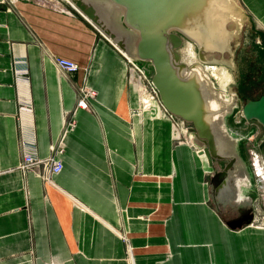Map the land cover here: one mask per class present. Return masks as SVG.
Masks as SVG:
<instances>
[{
    "label": "crops",
    "instance_id": "obj_1",
    "mask_svg": "<svg viewBox=\"0 0 264 264\" xmlns=\"http://www.w3.org/2000/svg\"><path fill=\"white\" fill-rule=\"evenodd\" d=\"M238 2L264 38V0ZM183 42L181 63L200 64L198 47ZM187 43L196 47L194 61L183 57ZM233 53L209 57L230 65L212 66L228 70L226 88L203 65L227 94L238 81ZM50 55L79 71L62 74ZM126 58L67 0H0V264H129L123 236L134 264H264V229L233 230L237 207L213 198L211 179L225 163L211 166L198 151L204 147L192 124L178 118L186 124L181 134L157 109L138 114L139 75ZM15 62L28 78H16ZM137 63L152 79L153 68ZM84 86L97 92L90 111L77 108ZM20 100L33 105L26 119L35 124L41 159L77 120L52 183L41 169H20ZM237 113L228 129L264 162L263 132L246 131L255 122ZM251 180L256 199L261 187ZM253 208L264 215L263 203Z\"/></svg>",
    "mask_w": 264,
    "mask_h": 264
},
{
    "label": "water",
    "instance_id": "obj_2",
    "mask_svg": "<svg viewBox=\"0 0 264 264\" xmlns=\"http://www.w3.org/2000/svg\"><path fill=\"white\" fill-rule=\"evenodd\" d=\"M116 48L133 62L148 63L152 84L163 106L174 117L190 123L207 144L202 154L211 166L225 163L211 179L218 205L237 207L239 216L228 222L233 230L254 221L253 174L241 151L245 136H236L227 120L237 115L257 123L264 137V96L243 104L237 92L216 88L203 65H230L210 56L234 55V41L249 18L238 0H67ZM183 38L198 47L200 64L181 63ZM247 189L246 195H242ZM216 194V196H214Z\"/></svg>",
    "mask_w": 264,
    "mask_h": 264
},
{
    "label": "built area",
    "instance_id": "obj_3",
    "mask_svg": "<svg viewBox=\"0 0 264 264\" xmlns=\"http://www.w3.org/2000/svg\"><path fill=\"white\" fill-rule=\"evenodd\" d=\"M57 69L62 74L75 75L80 67L70 61L60 57L50 55ZM129 70L131 73H138L139 75V84L143 85V92L140 91V99L141 106L138 109V114H143L144 111H141L144 107H150L151 104H157L158 107L163 110V113L168 116L172 121L174 128L177 130L179 126L183 127L182 131L185 129L184 122H181L177 117L171 115L168 110L163 106L158 91L154 88L152 84V79L147 75L145 70L136 62L131 61L126 58ZM25 64V62H22ZM17 62H15V65ZM214 68V67H210ZM14 71L16 74V78L19 80L20 78H28L29 69L14 67ZM78 100H77V108L90 111L91 110V102L97 98V92L84 86L78 88ZM154 106V105H153ZM149 111V109H146ZM145 110V111H146ZM33 105L31 101L26 100L23 102L20 100L19 112L16 118V124L19 134V147L21 152V164L20 169L27 172L31 171L35 168L41 169L42 177L46 182L52 183L53 175L60 174L64 169L63 164V155L65 154L66 143L65 139L68 134L73 132L77 127V120L73 117L69 122H67L62 138L59 142L52 144L50 147L51 155L46 159H41L37 152V137L34 122H27L26 117L28 115H32ZM182 134V132H181ZM199 152L203 151L202 149L198 150ZM253 171L256 177L261 178L264 181V162L262 165H259L258 157L253 156ZM254 213V221L250 224L251 227L264 229V215L256 216V208H253ZM257 217V218H256ZM124 241L128 246L127 251V260L129 264H134L133 251L129 245V238L127 236H123Z\"/></svg>",
    "mask_w": 264,
    "mask_h": 264
},
{
    "label": "rangeland",
    "instance_id": "obj_4",
    "mask_svg": "<svg viewBox=\"0 0 264 264\" xmlns=\"http://www.w3.org/2000/svg\"><path fill=\"white\" fill-rule=\"evenodd\" d=\"M254 42L255 44H258L259 47H261V49L264 50V38L262 36H260V33L259 31L256 29V27L254 26V23L253 21L251 20V18H245L244 21H243V25H242V30L240 32V34L238 35V37L235 39L233 45H234V50H236V56H235V61L236 63H238V69L236 68V74H237V70H239V68L241 69L242 68V63H241V55L243 54H252V56H250V60L253 59L254 57V54H255V58H254V61L251 63L252 65L250 66H256V60L258 59L257 58V54H258V47H255L254 45ZM252 43V45H251ZM196 47L187 43L186 46L183 48V57L186 61H194L195 58H196ZM259 57H261V62H262V69H263V66H264V53H261L260 55L258 54ZM260 59V58H259ZM215 67V66H214ZM212 70V74H214L212 68H210ZM217 72L224 78V82L223 83H219V85H221L222 88H226L227 86H229L228 84V70L225 68V67H222V68H219L217 67ZM233 75V74H232ZM217 78V77H216ZM263 78V77H262ZM260 82V81H259ZM236 84V82H235ZM260 87V89H258ZM225 90V89H224ZM256 91V94H252V95H249V96H252V97H249V98H256V100H259L260 97L264 94V84L262 82V84H259L255 87V90L254 92ZM260 96V97H259ZM253 101V100H251ZM251 101H246V103L248 102H251ZM183 122V121H181ZM186 123V122H185ZM184 123V124H185ZM189 124V123H187ZM186 125V124H185ZM184 125V127L186 128V126ZM182 129L183 127L179 126V128L177 129L180 133L182 132ZM241 134L244 133V131L242 130V128H240L238 130ZM246 131L248 132H254V133H258L259 131L262 132V129L259 127V125H257L256 123H251L249 128L246 129ZM202 143V147H207L208 145L205 144L203 141H201ZM241 151H242V154L248 158L249 162H248V165L251 169V172L253 173V176H254V179L256 181V184H258L260 187H261V192L258 193V196L256 199L252 198V201H253V204L252 206L255 207L256 205H259V204H264V181H262L261 178H258L255 176L254 174V171H253V156H257L258 157V162H259V165H262L263 164V161L261 158H259V155L255 152V154L252 153V156L248 155V152H247V149L246 148V145L245 143L243 142L242 143V146H241ZM65 152H66V149H65ZM247 162V161H246ZM260 194V196H259ZM255 203V204H254ZM255 205V206H254Z\"/></svg>",
    "mask_w": 264,
    "mask_h": 264
},
{
    "label": "flooded vegetation",
    "instance_id": "obj_5",
    "mask_svg": "<svg viewBox=\"0 0 264 264\" xmlns=\"http://www.w3.org/2000/svg\"><path fill=\"white\" fill-rule=\"evenodd\" d=\"M252 45V43H251ZM254 45L255 47H258V54L260 55V53L263 51V49H261V47H259L258 44H255L254 42ZM257 54V62H256V66H250L252 65L251 63L254 61V58H255V54H254V58L253 59H249L250 56H252V54L248 55V54H242L240 57H241V63H242V68L239 70H237V76H238V81H237V84L235 86V89H236V92L240 91V89L243 87V88H247L248 86L252 85V84H257L259 83L260 79H261V75H262V72L264 70V66H263V69H262V62L260 61L261 60V57H259ZM260 58V59H259ZM264 94L261 96L263 97ZM260 97V98H261ZM257 101V100H256ZM244 104H246V102L242 101Z\"/></svg>",
    "mask_w": 264,
    "mask_h": 264
},
{
    "label": "trees",
    "instance_id": "obj_6",
    "mask_svg": "<svg viewBox=\"0 0 264 264\" xmlns=\"http://www.w3.org/2000/svg\"><path fill=\"white\" fill-rule=\"evenodd\" d=\"M261 53H264V50H263ZM261 53H260V54H261ZM262 77H263V78H262ZM262 82H263V84H264V70H263V72H262L261 79H260V82H259V83L255 84V85L252 84V85L248 86L247 88H243V87H242V88L240 89L239 92L237 91V93H238L240 99H241L242 101H244V102H246V101H251V100L256 101V98H249V97H252V96H249V95L256 94V91L254 92L255 87H256L257 85H259V84H262ZM258 89H260V87H259ZM247 94H249V95H247ZM259 97H260V96H259Z\"/></svg>",
    "mask_w": 264,
    "mask_h": 264
},
{
    "label": "bare ground",
    "instance_id": "obj_7",
    "mask_svg": "<svg viewBox=\"0 0 264 264\" xmlns=\"http://www.w3.org/2000/svg\"><path fill=\"white\" fill-rule=\"evenodd\" d=\"M213 69H214L215 71H217V67H215V68H213ZM213 77H217L219 83H223V82L225 81L224 78H223L219 73L214 74ZM136 87H137V90H138V93H139V96H140V91H141V92L144 91V90H143V85L137 83ZM140 105H141V99H140ZM153 105H154V106H153ZM153 105L151 104L150 107H144V109H145V110H146V109H149V110H151V109H157V110L160 111L161 116L164 117V118H166V115L163 113V110H161V109L158 107L157 104H153ZM191 137L193 138L192 135H191ZM242 192H243V191H242Z\"/></svg>",
    "mask_w": 264,
    "mask_h": 264
}]
</instances>
